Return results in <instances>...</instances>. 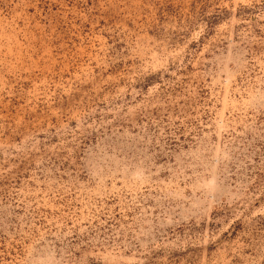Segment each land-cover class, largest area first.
<instances>
[{
	"label": "rangeland",
	"instance_id": "obj_1",
	"mask_svg": "<svg viewBox=\"0 0 264 264\" xmlns=\"http://www.w3.org/2000/svg\"><path fill=\"white\" fill-rule=\"evenodd\" d=\"M264 0H0V264H262Z\"/></svg>",
	"mask_w": 264,
	"mask_h": 264
},
{
	"label": "crops",
	"instance_id": "obj_2",
	"mask_svg": "<svg viewBox=\"0 0 264 264\" xmlns=\"http://www.w3.org/2000/svg\"><path fill=\"white\" fill-rule=\"evenodd\" d=\"M262 252H261V257H262V264H264V240L262 241Z\"/></svg>",
	"mask_w": 264,
	"mask_h": 264
}]
</instances>
